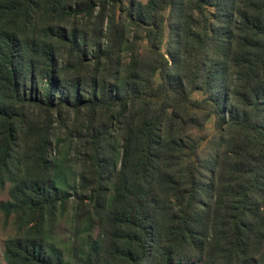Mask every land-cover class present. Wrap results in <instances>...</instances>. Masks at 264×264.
Instances as JSON below:
<instances>
[{"label":"trees","instance_id":"trees-1","mask_svg":"<svg viewBox=\"0 0 264 264\" xmlns=\"http://www.w3.org/2000/svg\"><path fill=\"white\" fill-rule=\"evenodd\" d=\"M2 189L5 264H264V0H0Z\"/></svg>","mask_w":264,"mask_h":264},{"label":"rangeland","instance_id":"rangeland-1","mask_svg":"<svg viewBox=\"0 0 264 264\" xmlns=\"http://www.w3.org/2000/svg\"><path fill=\"white\" fill-rule=\"evenodd\" d=\"M195 95L199 96V93H195ZM208 127H211V123H209ZM8 198L6 189L0 190V201L6 200ZM71 230V226L66 220V218H60L55 233L58 237L66 238ZM13 232L12 219L5 220L3 215L0 212V252L2 250V244L4 239ZM0 264H5L2 257L0 256Z\"/></svg>","mask_w":264,"mask_h":264}]
</instances>
